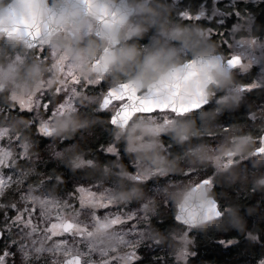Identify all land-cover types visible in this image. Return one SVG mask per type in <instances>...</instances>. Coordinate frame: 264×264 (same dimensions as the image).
Segmentation results:
<instances>
[{"label": "clouds", "instance_id": "obj_1", "mask_svg": "<svg viewBox=\"0 0 264 264\" xmlns=\"http://www.w3.org/2000/svg\"><path fill=\"white\" fill-rule=\"evenodd\" d=\"M232 14L221 30L179 0H0V211L20 254L133 264L147 244L192 264L198 237L235 233L241 264H264V21Z\"/></svg>", "mask_w": 264, "mask_h": 264}, {"label": "trees", "instance_id": "obj_2", "mask_svg": "<svg viewBox=\"0 0 264 264\" xmlns=\"http://www.w3.org/2000/svg\"><path fill=\"white\" fill-rule=\"evenodd\" d=\"M179 3L182 7L189 8L191 10L203 8L211 12L210 10L212 9L213 0H179ZM216 7H218L223 14L225 11L232 12L233 9H236L240 12L244 9H252L257 13L259 19L261 21H264V1L261 2L258 7H254L253 4H245L244 2L236 4V7L232 5L228 6L224 2H218L216 4ZM219 20L220 21L215 18L211 22L206 20H202L199 22L206 23L212 27H219L221 30L230 27L232 24L229 16L224 15V18ZM226 34L227 33L225 32V35ZM244 112L245 110L242 108L240 112L236 114L235 118L241 120L244 119ZM230 119L231 118L225 119V123L230 122ZM106 143L107 140L103 134H101L91 143V147L100 156L101 159L111 158L103 151V145H105ZM39 167L43 172H50L54 167L57 166L53 162L45 159L40 163ZM74 183V179L68 180V190L72 189ZM10 212L12 213L11 209H8L6 215L4 211H0V225L3 224L5 217H11ZM161 227H163V225H161ZM233 235H235V233H230L227 235L217 234L209 238L198 237V245L195 249L196 256L191 258L192 264H203V262L205 261L214 262V264H241V261L251 259V257H249L247 254L240 253V246L226 243L227 239H229ZM3 239L4 238H1L0 242ZM140 254L142 255V258L134 262L133 264H166L167 261V257L161 249L149 246L147 244L142 245Z\"/></svg>", "mask_w": 264, "mask_h": 264}, {"label": "rangeland", "instance_id": "obj_3", "mask_svg": "<svg viewBox=\"0 0 264 264\" xmlns=\"http://www.w3.org/2000/svg\"><path fill=\"white\" fill-rule=\"evenodd\" d=\"M264 0H261L263 2ZM216 2H224L228 6H235L238 3H245V4H253L252 0H248L246 3L245 0H216ZM216 3V4H217ZM212 8L209 12V14L215 13V17L217 18L218 21L219 19L224 18V14L219 10L218 7ZM237 12H240L236 10ZM232 23L236 20V15L232 14V16H229ZM12 211V210H11ZM11 217H5L3 224L0 225V229L3 231L4 238L0 244V260L4 261V264H47L48 257L46 256H40L39 258L37 257H24L22 254L19 253V249L17 247L18 241L14 239V233H18L19 229L14 226V224H10L9 221L11 220L12 216L15 214L13 211L12 213L10 212ZM227 245V244H226ZM142 249V246L137 249L138 253V259H136L134 262L138 261L139 259L142 258V255L140 254V251Z\"/></svg>", "mask_w": 264, "mask_h": 264}, {"label": "water", "instance_id": "obj_4", "mask_svg": "<svg viewBox=\"0 0 264 264\" xmlns=\"http://www.w3.org/2000/svg\"><path fill=\"white\" fill-rule=\"evenodd\" d=\"M1 238H2V232L0 231V240H1Z\"/></svg>", "mask_w": 264, "mask_h": 264}, {"label": "flooded vegetation", "instance_id": "obj_5", "mask_svg": "<svg viewBox=\"0 0 264 264\" xmlns=\"http://www.w3.org/2000/svg\"><path fill=\"white\" fill-rule=\"evenodd\" d=\"M0 231L2 232V237L4 236V234H3V231L0 229Z\"/></svg>", "mask_w": 264, "mask_h": 264}]
</instances>
